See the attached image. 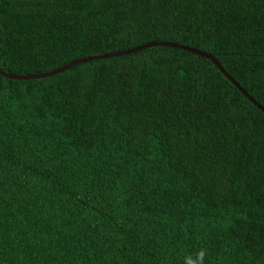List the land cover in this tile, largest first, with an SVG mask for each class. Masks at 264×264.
<instances>
[{
    "label": "trees",
    "instance_id": "obj_1",
    "mask_svg": "<svg viewBox=\"0 0 264 264\" xmlns=\"http://www.w3.org/2000/svg\"><path fill=\"white\" fill-rule=\"evenodd\" d=\"M151 42L264 107V0H0V68ZM264 264V113L170 47L0 75V264Z\"/></svg>",
    "mask_w": 264,
    "mask_h": 264
},
{
    "label": "water",
    "instance_id": "obj_2",
    "mask_svg": "<svg viewBox=\"0 0 264 264\" xmlns=\"http://www.w3.org/2000/svg\"><path fill=\"white\" fill-rule=\"evenodd\" d=\"M155 46H170V47H176V48H181L184 50H187L189 52L195 53L197 55L206 57L207 59H211L212 62L219 68V70L222 72V74L224 76L227 77V79H229L238 89L241 93H243L247 98H249V100L258 107V109H260L261 111H263L264 113V107H262L252 96H250L248 94V92L238 83L236 82L232 76H230L227 71L222 67V65L212 56L206 54L205 52H202L198 49H194V48H190V47H185V46H179L177 44H172V43H168V42H151L148 43L146 45L143 46H139L135 49H131L129 51L123 52V53H114V54H104V55H98V56H94L92 58H83L77 61H73L72 63L61 67L59 69L53 70L51 72H47V73H42V74H37V75H13L11 73L5 72L0 68V75H2L3 77L9 78V79H16V80H29V79H39V78H45V77H50L53 75H57L59 73H63L64 71L68 70L69 68H71L74 65H77L78 63L81 62H88L89 60L92 59H103V58H108V57H112V56H118V55H122V54H131L133 52L139 51L143 48H148V47H155Z\"/></svg>",
    "mask_w": 264,
    "mask_h": 264
},
{
    "label": "clouds",
    "instance_id": "obj_3",
    "mask_svg": "<svg viewBox=\"0 0 264 264\" xmlns=\"http://www.w3.org/2000/svg\"><path fill=\"white\" fill-rule=\"evenodd\" d=\"M203 255H204V253L201 252V253L199 254V256H198L199 264H203Z\"/></svg>",
    "mask_w": 264,
    "mask_h": 264
}]
</instances>
